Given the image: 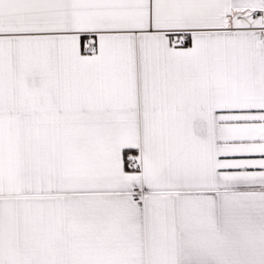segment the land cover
I'll list each match as a JSON object with an SVG mask.
<instances>
[{
	"label": "snow or ice",
	"instance_id": "snow-or-ice-1",
	"mask_svg": "<svg viewBox=\"0 0 264 264\" xmlns=\"http://www.w3.org/2000/svg\"><path fill=\"white\" fill-rule=\"evenodd\" d=\"M0 264H264V0H0Z\"/></svg>",
	"mask_w": 264,
	"mask_h": 264
}]
</instances>
